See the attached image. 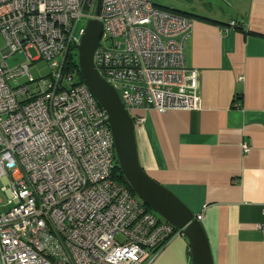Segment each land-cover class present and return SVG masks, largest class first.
Here are the masks:
<instances>
[{"label":"built area","instance_id":"1","mask_svg":"<svg viewBox=\"0 0 264 264\" xmlns=\"http://www.w3.org/2000/svg\"><path fill=\"white\" fill-rule=\"evenodd\" d=\"M96 3L0 0V264H149L183 236L118 180L107 114L66 59L77 61L85 25L97 20L94 68L135 127L144 121L137 111H196L198 71L182 42L191 20L155 0H101L98 15ZM17 55L24 61L8 67ZM39 59L49 73L35 79Z\"/></svg>","mask_w":264,"mask_h":264},{"label":"crops","instance_id":"2","mask_svg":"<svg viewBox=\"0 0 264 264\" xmlns=\"http://www.w3.org/2000/svg\"><path fill=\"white\" fill-rule=\"evenodd\" d=\"M223 1L155 0L191 20L183 53L200 104L135 112V142L146 175L200 222L212 264H264V0ZM149 264H191L187 240Z\"/></svg>","mask_w":264,"mask_h":264},{"label":"water","instance_id":"3","mask_svg":"<svg viewBox=\"0 0 264 264\" xmlns=\"http://www.w3.org/2000/svg\"><path fill=\"white\" fill-rule=\"evenodd\" d=\"M100 1L97 0L95 14L98 15ZM102 25L97 20H89L76 46L79 75L107 114L116 158L124 183L131 192L156 216L181 231L187 240L191 264H212L208 241L202 226L195 216L165 188L154 182L139 164L135 142V126L124 109L114 89L109 86L94 68L92 59L100 47ZM184 44V39H182ZM24 61L21 55L6 61L13 67Z\"/></svg>","mask_w":264,"mask_h":264},{"label":"rangeland","instance_id":"4","mask_svg":"<svg viewBox=\"0 0 264 264\" xmlns=\"http://www.w3.org/2000/svg\"><path fill=\"white\" fill-rule=\"evenodd\" d=\"M93 12H94V10L91 11V13H93ZM116 41H117V39L114 40V42H116ZM101 44L105 48H111L110 40H108V39H105V38L102 39L101 40ZM4 49H5V41H4V38L0 35V59H1V56L3 55ZM28 54L30 55L31 59H33V60H36L37 59V53H36V51L34 49H30L28 51ZM29 72H30L31 76L33 78H35V79L44 78L49 73L46 62L43 61V60H41V59H39V61H35L33 63V66L29 68ZM24 81H25V79H20L19 80V83H23ZM0 199H2L3 204H5V197H4V194L3 193H0ZM3 211H5V208H3L0 205V212H3Z\"/></svg>","mask_w":264,"mask_h":264},{"label":"trees","instance_id":"5","mask_svg":"<svg viewBox=\"0 0 264 264\" xmlns=\"http://www.w3.org/2000/svg\"><path fill=\"white\" fill-rule=\"evenodd\" d=\"M162 10L168 11L166 9H162ZM169 12H172V11H169ZM172 13L181 15V16L186 17V18L189 19V17H187V14H182V13H179V12H172ZM71 50L72 49H70L69 51H71ZM76 63L77 62L75 60H73V58L71 57V54L68 53L67 54V59H66V64H69L70 68H73L76 71V74L78 76L77 80L79 81V83H84L83 80L81 79L80 75H79V72H78V68H77V64ZM118 180L121 181V182H124V180L122 179L121 175L118 177Z\"/></svg>","mask_w":264,"mask_h":264}]
</instances>
